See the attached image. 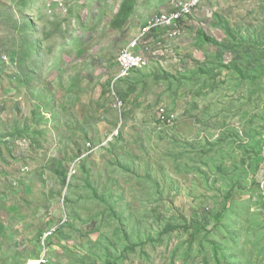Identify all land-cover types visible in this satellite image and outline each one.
I'll return each mask as SVG.
<instances>
[{
    "label": "rangeland",
    "instance_id": "rangeland-1",
    "mask_svg": "<svg viewBox=\"0 0 264 264\" xmlns=\"http://www.w3.org/2000/svg\"><path fill=\"white\" fill-rule=\"evenodd\" d=\"M43 256L264 264V0H0V264Z\"/></svg>",
    "mask_w": 264,
    "mask_h": 264
},
{
    "label": "built area",
    "instance_id": "built-area-1",
    "mask_svg": "<svg viewBox=\"0 0 264 264\" xmlns=\"http://www.w3.org/2000/svg\"><path fill=\"white\" fill-rule=\"evenodd\" d=\"M191 11L192 7L188 3L181 2L171 14H162L152 17L147 22L140 35L137 38H133L118 53V76L123 78L129 76L130 71L133 72L147 67L149 62L146 58L149 60L148 57H153V54L156 55L157 52H161L160 45L162 44L158 36L161 35L163 31L165 33L168 32V36L171 38H179L182 36L184 24H182L180 20L184 16L189 15ZM155 57L156 56L153 58ZM38 264H49V260L46 256H43Z\"/></svg>",
    "mask_w": 264,
    "mask_h": 264
},
{
    "label": "trees",
    "instance_id": "trees-1",
    "mask_svg": "<svg viewBox=\"0 0 264 264\" xmlns=\"http://www.w3.org/2000/svg\"><path fill=\"white\" fill-rule=\"evenodd\" d=\"M203 37L206 39V40H209V41H212V38L206 36V35H203Z\"/></svg>",
    "mask_w": 264,
    "mask_h": 264
}]
</instances>
